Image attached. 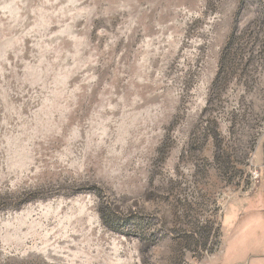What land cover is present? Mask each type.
Masks as SVG:
<instances>
[{"label":"rangeland","instance_id":"rangeland-1","mask_svg":"<svg viewBox=\"0 0 264 264\" xmlns=\"http://www.w3.org/2000/svg\"><path fill=\"white\" fill-rule=\"evenodd\" d=\"M263 149L264 0H0V264H264Z\"/></svg>","mask_w":264,"mask_h":264},{"label":"trees","instance_id":"trees-1","mask_svg":"<svg viewBox=\"0 0 264 264\" xmlns=\"http://www.w3.org/2000/svg\"><path fill=\"white\" fill-rule=\"evenodd\" d=\"M105 220H107V224L114 230H117L118 227H117V223L114 222V220H108L105 216Z\"/></svg>","mask_w":264,"mask_h":264},{"label":"crops","instance_id":"crops-1","mask_svg":"<svg viewBox=\"0 0 264 264\" xmlns=\"http://www.w3.org/2000/svg\"><path fill=\"white\" fill-rule=\"evenodd\" d=\"M262 157H263V164H264V149H263V154H262ZM262 237L264 238V232H263V235Z\"/></svg>","mask_w":264,"mask_h":264},{"label":"water","instance_id":"water-1","mask_svg":"<svg viewBox=\"0 0 264 264\" xmlns=\"http://www.w3.org/2000/svg\"><path fill=\"white\" fill-rule=\"evenodd\" d=\"M264 172V171H263Z\"/></svg>","mask_w":264,"mask_h":264}]
</instances>
